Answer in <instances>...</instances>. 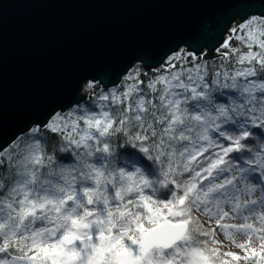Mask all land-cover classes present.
I'll return each mask as SVG.
<instances>
[{"label": "snow or ice", "instance_id": "snow-or-ice-1", "mask_svg": "<svg viewBox=\"0 0 264 264\" xmlns=\"http://www.w3.org/2000/svg\"><path fill=\"white\" fill-rule=\"evenodd\" d=\"M226 32L0 146V264H264V15Z\"/></svg>", "mask_w": 264, "mask_h": 264}, {"label": "water", "instance_id": "water-1", "mask_svg": "<svg viewBox=\"0 0 264 264\" xmlns=\"http://www.w3.org/2000/svg\"><path fill=\"white\" fill-rule=\"evenodd\" d=\"M255 15L264 0H0V146L89 81L118 86L181 48L216 57L226 28Z\"/></svg>", "mask_w": 264, "mask_h": 264}, {"label": "trees", "instance_id": "trees-1", "mask_svg": "<svg viewBox=\"0 0 264 264\" xmlns=\"http://www.w3.org/2000/svg\"><path fill=\"white\" fill-rule=\"evenodd\" d=\"M235 43V42H234ZM236 46H239V45H236ZM186 50V48H185ZM190 52V51H189ZM177 53V52H176ZM201 63H207L209 65V68H210V75H211V70H215L217 68H219L222 64L224 66H226L227 68L229 69H232V68H235L236 65L234 63V61H227V60H223L222 57L219 55H217L216 57H213V58H209V59H205L202 57L201 58ZM139 65V70L142 71V72H147L146 69L143 67L142 64H138ZM162 66V65H161ZM155 71V70H153ZM148 75L150 76L151 73H148ZM143 78V77H142ZM124 81V78L122 79L120 85L117 86V88H120L121 85H122V82ZM100 85V87L97 89V91H100L102 89H105L100 83H98ZM107 89H110V88H107ZM226 92H228L229 90H225ZM86 96H89L91 95L92 93V90L90 88H88L86 91ZM217 95V99L218 100H224L226 99V97H220L218 94H215ZM191 106V104H190ZM134 150L132 149H129L128 151L124 152L123 153V156L126 158V159H130L132 160L133 162H138L140 165L143 166V168L146 170V172L152 176V177H155L157 175V169L154 165L151 164V162H148L142 155H140L139 153H133ZM60 160H63L65 162H67L68 160H70V157L69 156H59L58 157ZM0 173H5V169H0ZM235 264V262H234Z\"/></svg>", "mask_w": 264, "mask_h": 264}, {"label": "rangeland", "instance_id": "rangeland-1", "mask_svg": "<svg viewBox=\"0 0 264 264\" xmlns=\"http://www.w3.org/2000/svg\"><path fill=\"white\" fill-rule=\"evenodd\" d=\"M255 16H257V15H255ZM251 17V16H250ZM235 26V23L232 25V27H234ZM226 37H227V35H226ZM180 50H185V48H181ZM179 50V51H180ZM178 51V52H179ZM217 52V51H216ZM219 55V54H218ZM135 70H139V65L137 64V65H135L129 72H133V71H135ZM128 72V73H129ZM126 76V75H125ZM124 76V77H125ZM123 77V78H124ZM89 83V82H88ZM88 83L85 85V88H84V92L89 88L88 87ZM115 88H117V86H114ZM113 88V87H112ZM112 88H110V89H112ZM109 89V90H110ZM218 239H220V240H223L224 241V245H223V248H224V250H226V251H239L238 249H236L232 244H230L228 241H227V239L223 236V235H219L218 237H217ZM236 239H237V241L238 242H242L244 239H246V237H244V236H236ZM235 264H245V262H243V261H240V262H235Z\"/></svg>", "mask_w": 264, "mask_h": 264}, {"label": "bare ground", "instance_id": "bare-ground-1", "mask_svg": "<svg viewBox=\"0 0 264 264\" xmlns=\"http://www.w3.org/2000/svg\"><path fill=\"white\" fill-rule=\"evenodd\" d=\"M140 64V63H139ZM137 65V64H136ZM146 69V68H145ZM152 70H156V69H152ZM146 71H148V70H146ZM59 112H61V110L59 111Z\"/></svg>", "mask_w": 264, "mask_h": 264}]
</instances>
